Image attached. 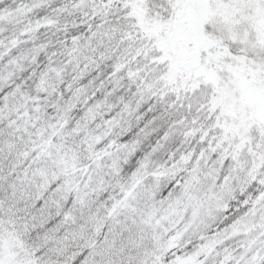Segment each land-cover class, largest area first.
<instances>
[{
    "label": "snow or ice",
    "instance_id": "snow-or-ice-1",
    "mask_svg": "<svg viewBox=\"0 0 264 264\" xmlns=\"http://www.w3.org/2000/svg\"><path fill=\"white\" fill-rule=\"evenodd\" d=\"M0 264H264V0H0Z\"/></svg>",
    "mask_w": 264,
    "mask_h": 264
}]
</instances>
